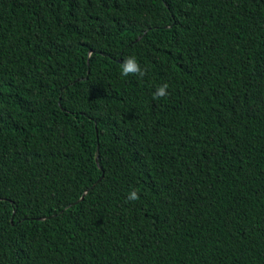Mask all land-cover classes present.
Wrapping results in <instances>:
<instances>
[{"label":"trees","instance_id":"1","mask_svg":"<svg viewBox=\"0 0 264 264\" xmlns=\"http://www.w3.org/2000/svg\"><path fill=\"white\" fill-rule=\"evenodd\" d=\"M0 264H264V0H0Z\"/></svg>","mask_w":264,"mask_h":264},{"label":"clouds","instance_id":"2","mask_svg":"<svg viewBox=\"0 0 264 264\" xmlns=\"http://www.w3.org/2000/svg\"><path fill=\"white\" fill-rule=\"evenodd\" d=\"M121 76L127 77L129 75L139 74L140 76L144 75V70L141 69L139 62L134 56L126 57L121 63ZM168 84L164 83L156 88V91L153 93V99H159L167 96ZM128 200L135 201L139 199L138 192L133 190L128 195Z\"/></svg>","mask_w":264,"mask_h":264},{"label":"water","instance_id":"3","mask_svg":"<svg viewBox=\"0 0 264 264\" xmlns=\"http://www.w3.org/2000/svg\"><path fill=\"white\" fill-rule=\"evenodd\" d=\"M119 62H122V61L119 60ZM96 159H97L96 161H98V157H97ZM85 195H86V194H84V195L82 196V198L79 200V202H81V201L84 199Z\"/></svg>","mask_w":264,"mask_h":264}]
</instances>
